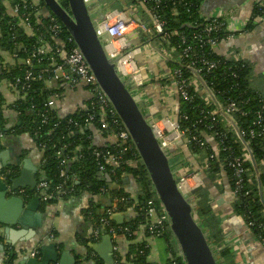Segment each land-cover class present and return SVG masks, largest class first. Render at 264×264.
<instances>
[{
	"label": "trees",
	"instance_id": "16d2710c",
	"mask_svg": "<svg viewBox=\"0 0 264 264\" xmlns=\"http://www.w3.org/2000/svg\"><path fill=\"white\" fill-rule=\"evenodd\" d=\"M23 1L29 3L31 0H0V66L2 67L3 63L6 66L5 69L0 68V83H13V79L16 77L22 78L26 70L32 71L33 79L30 81V87L22 92L20 94L21 97L9 107L16 114V119L10 126L4 115L7 107L0 93V134L4 138L9 135H13V137L28 135L33 138L39 151L40 143L45 144L46 149L42 152L37 180L44 179L48 182L47 193H51L53 187L60 183V179L58 178L60 168L57 166L54 157L56 150L63 146H68L64 151L67 155L74 151L75 148L80 147L81 151L79 155L81 157L69 164L67 169L68 174L71 173L76 178V183L73 182V184L75 191H77V196L82 193H86L92 197L100 196L99 190L101 187H110L111 184L116 182L119 189H109V201L113 202V200H117L115 202L116 213L131 210L134 214L132 218L121 226H117L111 219L109 220L110 225L121 229L118 234L123 236L128 244L125 251L123 250L124 252L122 249H119V254L112 264H149L147 262L149 245L144 240H137V233L141 229L145 232V237H150L147 232L149 223L144 219L143 213L145 201L154 198L155 194L147 171L141 163L137 152L133 149L134 155H130V153L124 155L123 164L116 169L114 175H111V184L108 183L103 179L104 175L98 172L92 155L94 149L91 141L92 132L90 129H86L85 126L82 129L73 127V123L80 121L86 114V111L77 109L74 113L60 118L57 116L55 110L44 107L48 98L54 95V93H58V91L47 88L48 75H42L41 79H38L37 75L42 69L52 68L50 66V58H53L54 64H60L62 62V53L59 54V52L68 51L73 46V43L67 41L69 38L68 33L61 23L50 14L41 0L37 1L39 6L47 10L48 17L46 18L35 15L32 8L21 9L16 16H12L7 11L6 4L3 3L6 2L12 8L14 5H21ZM133 1L135 2L136 0ZM182 1L186 3V6L178 3L172 5L168 1L160 9L156 10V13L164 22L165 32L171 33L176 31L180 35L185 36V43L183 45H180L177 37H173L170 40L169 44L176 49L177 55L181 54V49L191 46L194 58L203 55L206 59L217 63V67L214 70L207 73L204 71L202 74L203 82L211 89L216 101L225 105L227 100H234L238 104L239 110L233 113L232 119L235 128L238 131L243 130L247 134L243 137V141L254 160V165H251L249 162L244 164L247 173L244 177L243 188L240 192L236 193V196L231 197V207L234 215L251 223V233L256 239H260L264 234V194H261V191L264 190V172L260 170L259 165L260 163L264 164V95L251 85V67L247 61L240 58L238 63L243 64V66L240 68L235 67L237 63L233 57H221L207 47L200 48L198 41L192 39L193 35L200 32L203 24L206 22L201 12L205 9L208 2H205L206 0ZM58 2L65 10H69L66 0H58ZM173 6L176 9L175 15H172L171 12ZM263 9L264 3H261V1L253 3L251 17L246 27L247 31L251 29L255 20L264 18ZM26 15L28 16L29 25L24 23L23 17ZM49 16L56 19L62 27L58 41L53 40L47 30ZM216 35L219 34L217 33ZM39 48L44 49L43 55H36V51ZM27 59L31 60L30 67L25 65ZM168 64L172 70L179 69L184 79L189 81L192 79L191 72L185 69V67L172 62ZM198 66L200 65L198 64ZM233 72L238 74V78L232 76ZM188 91L193 99L191 101H179L180 128L187 130L189 137L203 132L206 136L213 139L217 147L216 154L214 149L206 144L203 151L206 156L205 158L214 153L216 157L213 156V159H208L206 162H203L204 158H198L196 167L187 166L189 173L200 174L204 183V187L202 185L192 192V196L195 195V198H193L194 215L199 226L205 231L209 246L214 249L216 260L219 261V264H230V250L225 246H221L223 241L221 230H216L214 227L211 228L212 226L207 227L206 224L213 210V199L209 198L205 186L208 184L212 185V182L224 172L227 178V185H229V191L232 193V170L226 166L227 158L230 156L241 157L246 151H242L240 141L237 139L234 131L225 125L222 117L215 120V116L210 115L213 106L205 103L204 98L195 90L194 86H189ZM259 111H262V120L260 124H257V113ZM43 114L47 116V124L40 127L41 116ZM183 116L187 119H183ZM54 124H57V127L52 128ZM116 129H122L120 123L116 126ZM251 130L254 132V136L249 135ZM107 135L103 133V137H107ZM113 147L110 146L109 149ZM185 147L193 155L201 152L199 151L200 149L192 148L190 145ZM1 150L2 144L0 143ZM5 173H7L5 175V182L10 184L12 180L19 176L20 171L14 165L0 168V174ZM126 177H131L138 186V197L135 199L124 189L123 180ZM34 193V191L26 189L27 196L25 200L28 202ZM55 204H57V201L51 200L42 204L40 209L44 212L46 207ZM93 204L83 209L80 214L83 220L90 224L92 231L95 228L100 230L101 237L103 234H106L107 229H100L99 220L102 216L97 212L99 206L93 207ZM156 205L159 206L158 201H156ZM124 229L127 230L125 231ZM159 229V227L155 228L157 232H159ZM48 236L53 237L52 242H55L58 255H61L64 248L62 244L58 241L56 242L58 237L57 232L51 230ZM160 238L165 240L170 254V258L165 264H183L166 223L163 224ZM45 241L47 242L46 239ZM97 241L93 236H90V238L76 237V242L82 250L74 254V257L77 258L75 264H83V260L92 261L95 264H104L95 256L91 248L88 247L89 243L94 244ZM36 250L40 257V246ZM3 255L5 257L3 264H16L18 258L14 247L4 245Z\"/></svg>",
	"mask_w": 264,
	"mask_h": 264
},
{
	"label": "built area",
	"instance_id": "2783aa9c",
	"mask_svg": "<svg viewBox=\"0 0 264 264\" xmlns=\"http://www.w3.org/2000/svg\"><path fill=\"white\" fill-rule=\"evenodd\" d=\"M84 1L86 3H89L92 0ZM168 1L172 5L178 3L186 6V3H183L182 0H136L135 3L139 4L146 10L148 17L147 20L140 22L131 17H127L122 11L109 9L104 14L103 23L98 27V34L106 42L108 57L111 59H117V70L121 73L122 76L131 77L136 90L142 85L143 82L141 71L135 63V56L140 53L141 46H134L130 41V35H135L139 39V41L142 40L143 42L147 41V39L149 38L155 39L157 41V45L162 49L163 59L166 62L179 64L181 65V67H185V69L191 72L192 79L189 81L183 78L182 72L179 69L171 71V79L177 91L179 101H191L193 97L190 95L188 88L189 86H194L195 90L198 91L204 98L205 103L213 106L210 115L215 116V120L219 119V117H222L225 125L230 130L234 131L237 139L240 141L242 151H246L241 157L230 156L229 158H227L226 166L232 170L233 178V191L231 193V196H236V193L240 192L243 188L244 177L247 173V169L244 167V164L246 162H249L251 165H254V160L248 151L247 145L243 141V137H245L247 134L243 130L238 131L235 128V124L232 119L233 113L239 110L238 104L234 100H227L225 105L218 103L214 95L212 94L211 89L203 82V72L205 71L207 73L214 70L217 67L216 62L206 59L203 55L194 58L192 56L191 51L193 50L191 46H187L181 49V54L179 55H177L176 49L170 46L169 43L173 37H177L179 39L180 45H183L185 43V36L180 35L176 31L171 33L164 31V22L157 15L156 10L160 9L161 6L163 4H166ZM27 8H32L34 10V14L37 15L43 7L39 6L37 0H31L29 1V3H25V1H23L21 5L17 4L11 8V15L16 16L21 9ZM171 12L172 15L176 14V9L174 8V6L171 8ZM262 12L264 13V9L262 10ZM23 18L24 23H26V25H29L28 16L26 15ZM203 18L206 21L205 24H203L200 32L194 34L192 37L193 40L198 41L200 48L207 47L214 52V49L217 45H219L222 41L233 37L236 33L233 32L234 30L230 29V22L228 20L222 19L219 15H217L216 12H213L208 16H204ZM47 30L52 39L58 41L59 35L62 32V27L56 21V19L50 16ZM217 33L219 35H216ZM67 41L73 43V46L68 51L59 52V50H57L59 54L62 53V62L60 64H54L53 58H50V66L52 68L42 69L38 73L37 78L41 79L42 75H48L49 77L47 78L46 82L47 88H49L48 85L51 82L58 84L60 81H62L61 83L63 84L83 87L87 90L88 94L90 95V99L80 108H78L81 110H85L86 114L81 118L80 121L74 122L73 127L82 129L83 126H85L86 129H90V131L92 132L91 141H93L94 135L103 136V133L108 134L107 137H110V139L112 140L111 142H106L103 146H96L92 142V144L94 145L92 155L96 162L98 172L101 175H107L110 178L111 175L115 174L116 169H118L121 164H123L122 161L125 154L130 153V155H134V146L132 145L128 133L122 127L121 122L111 108L108 99L99 88L94 75L90 71L82 54L75 46L70 36ZM147 45L149 44L147 43ZM43 54V48L37 49L36 55L39 56ZM233 59L237 63L235 67L240 68L243 66V64L238 63V61L240 60V57L238 55L234 54ZM186 61H188V63L185 64ZM3 64L4 65H2V67L0 66V68L5 69V63ZM198 64L200 66H198ZM25 65H28L30 67L31 60L27 59L25 61ZM232 76L234 78H238V74L236 72H233ZM32 79V71L26 70L22 78L16 77L13 79V83L7 84L11 87V89H14L16 91L20 98V94L30 87V81H32ZM57 91L58 93H54V95L48 98L44 107L54 110V104L56 100L60 98V95H62L59 89ZM41 117L42 121L40 127L47 124V116L43 114ZM182 118L185 120L187 119L185 116H183ZM257 118V124H260L262 120V111H259L257 113ZM119 123L122 129H116V126H118ZM151 125L153 127L154 135L165 148L176 145V151H178L180 145H190L192 148L200 149L199 151H201L197 155H194L197 161L198 158H204L203 162H206L208 159H213V156L216 157L214 153L213 155L211 154L207 158H205L206 156L203 152L205 150L204 148L206 147V144L210 146L208 139L212 141L213 139L209 136H206L203 132L189 137L187 134V130H182L180 128L178 112L175 119L162 118L157 122L151 120ZM54 127H57V124H54L52 128ZM249 135L254 136V132L251 130ZM4 139V136L0 134V143L2 144V146ZM214 145V151L217 154L216 143H214ZM110 146L114 147L109 149ZM45 147L46 146L44 143H40L39 148L41 154L46 149ZM67 147L68 146H63L60 149H57L54 153L57 166L60 168V171L58 173L60 183L53 187V191L51 193H47L49 185L48 182L44 179H40L36 182L35 193L41 195L40 198L43 202L62 199L64 197L72 195L75 192L73 182L76 183V178L75 176L71 175V173L68 174L67 169L69 164L73 163V161L81 157L79 155L81 148L77 147L74 151L70 152V154L66 155L64 151L67 149ZM175 153L173 155H175ZM173 155H171L170 157H172ZM184 170L185 172L183 174L176 173L180 178L177 185L182 193H191L192 195V192L202 185L201 175L198 173H189L188 169L186 168ZM7 173L0 174V180L3 183L5 182V175ZM109 189L118 190L119 186L116 185L115 182L111 184L110 187H101L99 190L100 196H104L109 199ZM7 193L10 196L19 195L25 197L26 189L12 190L11 184H8ZM121 201H123V199H121ZM156 201H158L156 195L154 196V198L145 201V210L143 213L144 219L149 223L147 232L152 238H160L163 224L166 223V225H168V218L159 201V206L156 205ZM115 202H117V200H113V202H110V206L105 210V214L99 220L100 229H107L106 235H108L112 241L113 261H115L116 257L119 254L117 239L119 236H121L118 234L121 229L110 225L109 222L110 216L116 214ZM244 224L247 229L250 230L251 223L248 222V220H244ZM156 227H159L161 230L159 229V232H157L155 230ZM124 230L126 231L127 229ZM92 236L95 240H99L100 230L98 228H95L92 232ZM173 241L176 245L174 238ZM257 241L264 249V234L260 237V239H257ZM36 253L37 251H33L27 256L28 258H34Z\"/></svg>",
	"mask_w": 264,
	"mask_h": 264
},
{
	"label": "crops",
	"instance_id": "0c3cea01",
	"mask_svg": "<svg viewBox=\"0 0 264 264\" xmlns=\"http://www.w3.org/2000/svg\"><path fill=\"white\" fill-rule=\"evenodd\" d=\"M256 1L264 3V0H206L205 2L208 3L204 11L209 10L210 12L204 14L202 10L201 14L203 16H208L216 12L222 19L230 22V29L236 32L235 35L217 45L214 52L221 57L228 58L236 54L241 59L247 61L251 67V85L264 95V18L255 20L251 29L249 31L246 30V24L251 17L252 5ZM91 2L90 11L97 12L99 10L103 15L109 9H116L124 12L127 17H131L140 22L148 18L146 10L133 0H92ZM5 4L7 11L11 14V8L7 3ZM209 6H213L214 8L210 10ZM37 15L46 18L48 17V12L45 8H42ZM129 38L134 46H141L140 53L135 56V63L141 71L143 81L142 85L136 90L137 98L144 102L151 120L157 122L162 118L175 119L178 112L179 99L171 79L172 69L169 67L168 62L163 59L161 47L157 45V41L153 38H149L145 42L142 40L139 41L135 35H130ZM146 42L149 45H147ZM8 61H10V59H8ZM61 82L62 81L58 84L51 82L48 87L61 91L62 95L56 100L54 110L58 117H65L74 113L86 103L90 99V95L83 87L70 86L69 84H63ZM0 93L7 107L4 111V115L10 126L16 119V114L9 107L19 99V96L6 82L0 83ZM111 141L110 137L106 138L94 135L92 142L96 146H103L106 142ZM208 142L211 148L214 149V142L210 139H208ZM4 151H9V158L7 157L5 160H1L0 158V168L14 165L18 167L21 172L19 166H22L23 162L26 161L31 168V172L32 168L35 169L33 172L34 180L35 182L38 181L37 172L41 166L42 154L36 148L35 141L32 137L28 135H21L19 137L9 135L3 141L0 154ZM170 160L173 162L172 169L175 170L176 168L177 174H183L185 172L184 169H187L189 165L196 167L197 163L195 156L191 154L184 145L179 146L178 151H176L175 155L170 157ZM4 163H6V166H3ZM259 165L260 170L264 172V164L260 163ZM123 182L126 192H128L133 199L137 198L138 186L134 180L131 177H126ZM212 183V185L208 184L205 186L209 198L213 199V210L206 224L207 227L212 226L211 228L214 227L216 230H221L223 235L221 246H225L230 250V264H264V249L260 246L251 231L247 229L244 220L234 215L232 212V196L224 172ZM261 194H264V190L261 191ZM11 197L12 196L7 195L3 200L4 205L0 203V217L5 219V221L11 217L13 212L12 206H9L7 202ZM193 198H195V195L192 196V199ZM91 204H93V207L99 206L97 212L99 215L103 216L105 210L111 203L109 199L104 196L92 197L86 193H82L74 199L49 206L44 213L40 211L38 207V212L42 215L44 224L41 229L37 230L38 233L36 236L29 240H16L15 243L8 244L7 240L9 238V233H4L3 230H6V227L0 225V244L3 247L4 245L14 247L18 258L16 264H20L21 261L28 258L27 255L35 251L38 246L48 245L49 243L46 242L45 239H53V237L48 236V234L51 230H54L58 234L56 242L58 241L62 244L64 251H68L71 256L74 257V254L82 250L76 242V237L82 236L83 238H88L89 235L92 234L90 224L86 223L80 214L83 209ZM116 214L123 217L124 223L134 215L131 210ZM113 222L115 223V221ZM12 229L18 231L20 227L16 226ZM41 232L47 235L42 236ZM137 240H144L149 245V253L147 256V262L149 264H165L170 258L167 244L162 238H147L145 237V232L141 229L137 233ZM100 241L101 239L96 244ZM117 242L119 248L125 251L128 244L124 237L119 236ZM39 243L41 244L39 245ZM93 245L95 244H89V248H91L95 256L102 261L98 254L92 249ZM4 260L3 251H0V264H3ZM74 260L76 263L77 258L74 257ZM83 262V264H95V262L92 261L88 262L83 260Z\"/></svg>",
	"mask_w": 264,
	"mask_h": 264
},
{
	"label": "water",
	"instance_id": "95a60500",
	"mask_svg": "<svg viewBox=\"0 0 264 264\" xmlns=\"http://www.w3.org/2000/svg\"><path fill=\"white\" fill-rule=\"evenodd\" d=\"M41 1L73 40L122 127L128 133L168 218L169 230L184 264H219L214 249L207 242L205 231L195 219L192 195L179 190L177 183L180 178L170 166V156L176 152V145L169 148L162 146L154 135L144 102L137 98L131 77L122 76L116 68L117 59H111L107 55L106 42L98 34V27L104 21L102 12L90 11L92 2L86 3L84 0H66L68 11L58 0ZM213 8L209 6L210 10ZM203 12L208 14L210 11ZM7 157L9 158V151L0 154L1 160ZM4 165L6 166V163ZM19 167L20 175L11 181V189L33 191L36 185L33 173L35 169L32 168L31 172L26 161ZM103 179L108 183L111 181L107 175ZM7 191L8 185L0 180V203L3 205ZM7 202L13 208L12 215L7 221L0 217V225L6 227L4 233H9L7 243L13 244L16 240L24 241L36 236L37 230L44 224L42 215L38 212V198L32 199L28 204L20 197H11ZM110 219L118 226L124 223L119 214L111 215ZM16 225L20 227L18 231L12 229ZM41 235L47 234L41 232ZM92 249L104 264H112V243L108 235H104ZM0 251H3L1 244ZM20 264H75V260L68 251L58 255L55 244H49L41 247L39 260L25 258Z\"/></svg>",
	"mask_w": 264,
	"mask_h": 264
},
{
	"label": "flooded vegetation",
	"instance_id": "af4514ba",
	"mask_svg": "<svg viewBox=\"0 0 264 264\" xmlns=\"http://www.w3.org/2000/svg\"><path fill=\"white\" fill-rule=\"evenodd\" d=\"M257 2V1H256ZM255 3V2H254ZM11 166H13V165H11ZM19 177V176H18ZM5 184H7L6 182H4ZM8 185V184H7ZM35 187H36V185H35ZM29 190V189H28ZM30 191V190H29ZM34 192H35V189L33 190ZM7 195H9L8 193H7ZM10 196V195H9ZM27 196V195H26ZM25 196V197H26ZM79 196V195H78ZM12 197H20L24 202H25V204H28L32 199H34V198H38V200H39V209L41 208V205L42 204H44L45 202H43L42 200H41V195H38V194H36V193H34V195H33V197L27 202L26 200H25V197H23V196H19V195H15V196H12ZM75 197H77V191H75L72 195H69V196H67V197H64V198H62V199H57V200H55V201H57V203H59V202H62V201H66V200H69V199H74ZM56 205V204H55ZM52 206V205H51ZM54 206V205H53ZM48 207H46L45 209H44V212H45V210L47 209ZM40 211H41V209H40ZM43 212V213H44ZM17 226V225H16ZM16 226H14V227H16ZM118 226V225H117ZM121 226V225H120ZM13 227V228H14ZM93 232V231H92ZM40 233V232H39ZM104 235H106V234H103L101 237H100V239L104 236ZM90 236H92V234H90L89 235V237L88 238H90ZM99 239V240H100ZM52 240L53 239H50V240H47V242L49 243V244H55V242H52ZM98 240V241H99ZM97 241V242H98ZM96 242V243H97ZM96 243H94V244H96ZM111 243H112V241H111ZM48 244V245H49ZM90 244V243H89ZM91 245H92V243H91ZM113 245V244H112ZM56 246V245H55ZM41 247L42 246H40V253H41ZM88 247H89V245H88ZM57 249V248H56ZM120 249V248H119ZM35 251H37V250H35ZM33 252V251H32ZM31 253V252H30ZM29 253V254H30ZM57 253H58V251H57ZM28 254V255H29ZM38 252L36 253V255H35V257L34 258H32V259H36V260H39L40 258H41V254H40V257L38 256ZM112 258H113V253H112ZM112 263H113V259H112Z\"/></svg>",
	"mask_w": 264,
	"mask_h": 264
},
{
	"label": "rangeland",
	"instance_id": "374dc122",
	"mask_svg": "<svg viewBox=\"0 0 264 264\" xmlns=\"http://www.w3.org/2000/svg\"><path fill=\"white\" fill-rule=\"evenodd\" d=\"M241 36H242V35H241ZM170 161H171V160H170ZM170 161H169V163H171L170 166L173 168V165H172L173 162H172V161L170 162ZM173 171L176 173V171H177L176 168H175V170L173 169ZM202 185H203V187H204V183H203V181H202ZM202 185H201V186H202Z\"/></svg>",
	"mask_w": 264,
	"mask_h": 264
}]
</instances>
